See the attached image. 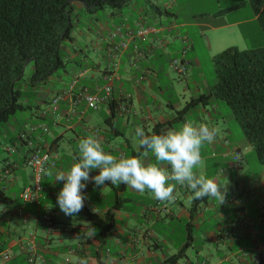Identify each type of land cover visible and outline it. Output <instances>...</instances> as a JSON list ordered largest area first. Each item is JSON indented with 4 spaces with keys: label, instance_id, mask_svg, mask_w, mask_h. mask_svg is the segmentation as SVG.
I'll use <instances>...</instances> for the list:
<instances>
[{
    "label": "crops",
    "instance_id": "crops-1",
    "mask_svg": "<svg viewBox=\"0 0 264 264\" xmlns=\"http://www.w3.org/2000/svg\"><path fill=\"white\" fill-rule=\"evenodd\" d=\"M167 1L170 3L169 7L154 9L152 23L144 17V8H141L140 15L135 17L131 14L134 9L126 6L121 12L115 14L110 12L113 19L111 24H100L90 31L97 40L104 43L103 48L100 46L95 51L102 53L101 58L107 62L106 65L87 62L89 66L79 72L72 71V81L77 80V87L72 94H65L58 121L54 122L47 132L37 125L30 127L31 133L36 135V146L42 143L45 151L51 150L58 157V166L48 168L41 177L40 203L25 202L22 199L24 190L34 187L37 182L34 186L26 185L20 193L13 192V183L22 178L19 172L22 170L25 175V168L28 166L26 159H23L24 156L15 153L14 148L5 149L10 157L4 158L0 176L12 174L14 180L9 186L12 192L0 190L2 197L0 204L4 202L6 206L4 210L0 209V218L11 212L19 214L20 218L16 226H13L14 221L11 219L7 221V229L3 228L4 219H0V235L8 241L7 250L4 252H8L11 257L10 261H5L4 252L1 253L0 264H33L30 262L31 259L35 260L34 264H83L84 261L86 264H171L169 259L181 251H184V254L176 264L264 263V208H260L261 202H264V192H259L258 184L248 190L242 182V186L240 184L238 188H234L228 187L226 180L222 182L221 178L214 177L213 180L226 185L227 190L226 202L219 205L212 198L190 199L193 195L192 190L186 185L169 181L175 184L172 201L161 202L152 195L151 199H148L150 204L141 203L145 205L144 208L134 213L136 208L133 209V206L136 204L133 198L124 197L128 189H134L123 184L111 185L110 182H106L105 186L96 187L92 182H88L87 187L82 190L87 196L84 205L102 217L115 207L117 198L123 200V206L117 211V223L105 236L98 235L97 224H91L78 214L75 217L66 216L58 207L57 194L64 182L55 181V175L67 172L77 162L79 142L88 135L99 139L105 151L117 158L139 156L145 164H149L155 162L152 153L147 156L136 153L140 150L133 140L136 127H142L148 134L158 124L166 126L168 130L179 129L180 122L183 124L187 122L186 117L189 114L181 118L178 114L180 111L178 105L181 103L174 100L173 77L179 74L172 67V62L178 60L180 56V61L188 64L189 71L192 68L201 70V62L194 56L188 58L191 51L196 50V42L190 31L182 32L179 30L180 27H195L201 31L209 29L214 34V31L229 27L247 28L248 25L256 27L260 25L258 15L249 0H242L232 6V10L242 8L247 11L248 19L236 22L218 20L217 15L222 13H217L214 16L203 17L196 23L185 21L180 24L177 23L181 18L178 0ZM165 14L171 16L175 23L167 21L164 25ZM140 26L155 28L157 32L138 38L134 34ZM214 36L217 37L216 47L222 48V40L218 35ZM199 37L204 41V34H199ZM122 43L127 44L126 49L120 46ZM199 76H202L201 71ZM71 82H64L60 91L66 92ZM187 82L188 85H195V88L192 90L191 87L185 86L183 93H194L192 98L211 92L207 81L199 79L196 82L194 79H187ZM106 85L112 87L110 102L116 107L114 118H111V103L100 104L98 110H91L84 100L79 101L81 92L85 90L101 96ZM41 91L46 90L41 88ZM47 92L50 100L59 91ZM46 108L42 107V110H47ZM207 108L208 106H202L204 114L208 111ZM38 113L40 114V111ZM102 118L106 130L99 124ZM61 126H64L63 130ZM67 134L75 135V138L66 139ZM118 138H123V142L117 141ZM209 144L211 143H207V146ZM223 149V157L232 160L229 167L242 170L246 158L241 148ZM236 155L241 159L237 166L233 164ZM201 157L207 162L215 158L212 153L205 157L202 151ZM162 167L171 171L168 165ZM195 171L197 175H201L199 169ZM98 174L99 169L90 172V176ZM145 191L149 193L148 190ZM136 193L138 197L143 198L141 192ZM191 200L193 203L190 205ZM131 202L133 203L129 206ZM252 202L256 206L255 209L252 208ZM230 204L234 206L231 210L241 215L237 220H230L228 216L231 211H228ZM211 212L216 214L215 218L219 223L206 232L204 228L208 227L207 223L211 221ZM149 213L151 219L148 218ZM46 215L53 219L52 231L43 219ZM133 219L142 220L144 231L142 235L135 236L129 233L137 230V227L131 224ZM150 222V226L161 222L164 226L169 222L186 224L181 227L180 236L167 238L160 229L158 231L160 235L151 231V228H148ZM90 227L96 229V235L91 237L87 235ZM196 231L203 237H196ZM67 239L71 244L65 245ZM12 250L16 252L10 253Z\"/></svg>",
    "mask_w": 264,
    "mask_h": 264
},
{
    "label": "trees",
    "instance_id": "trees-1",
    "mask_svg": "<svg viewBox=\"0 0 264 264\" xmlns=\"http://www.w3.org/2000/svg\"><path fill=\"white\" fill-rule=\"evenodd\" d=\"M249 2L264 34V0ZM126 6V0H0V149L12 147L26 162L33 153H44L43 144L36 146V135L26 127L25 121H20V115L30 112V125L40 126L46 132L58 121L64 100H60L57 112L53 111V100L64 97L65 92L60 91L62 87L54 88L52 84L47 87L46 84L52 77L61 76L71 68L79 72L89 66V56L84 49L76 48L77 38L73 34L79 29H93L89 23L84 25L83 13L96 14L109 8L115 14ZM214 62L218 79L215 89L192 98L178 114L183 118L214 100L226 102L264 167V46L243 51L231 47L219 53ZM27 67L30 75L26 78ZM41 88L46 91L42 92ZM49 90L59 92L49 100ZM110 107L111 118H114L115 104L112 102ZM165 131L167 127L158 124L148 135ZM142 151L136 153L141 155ZM57 166L58 157L56 165L49 168ZM122 206L123 200L117 198L115 207L103 217L87 205L78 215L97 224L98 235L105 236L117 223V211ZM260 208H264V202ZM4 238L0 235V254L8 245ZM183 254L181 251L169 262L176 264Z\"/></svg>",
    "mask_w": 264,
    "mask_h": 264
},
{
    "label": "rangeland",
    "instance_id": "rangeland-1",
    "mask_svg": "<svg viewBox=\"0 0 264 264\" xmlns=\"http://www.w3.org/2000/svg\"><path fill=\"white\" fill-rule=\"evenodd\" d=\"M127 6L134 9L131 14L135 17L140 15V9L144 8V17L148 19L151 23L153 22L152 17L154 14V9L156 7H160L161 9L164 7H169L170 3L167 0H126ZM242 2V0H178V5L181 7V18L177 21V23L182 22H188V23H196L198 20H201V18L206 17L208 15H217V13H222L221 15H217V19L221 20H227L230 22H236L240 20L248 19V12L242 10V8L232 10V6ZM168 10V9H167ZM80 11V10H79ZM111 10L109 8L104 9L102 11H99L96 14H85L83 13L84 18V25L89 23L90 28H96L100 26V24L106 25L112 23V17L110 16ZM164 25L167 24V21H172L175 23V21L171 18L169 15H164ZM99 19V23L98 20ZM118 25V24H117ZM88 26V24H87ZM247 28H237V27H229L228 29H220L217 31H214V34L218 35L220 40H222V48L216 47L215 37L212 33L213 31L209 29L205 30H199L195 27H189V28H182L180 27L179 30L184 32L185 30L190 31V33L193 35V40L196 42V50L191 51V54L188 55V58L194 56L197 57L201 62V70L192 68L190 71L188 70V73L186 77L180 76V75H174V100L179 101L181 104L178 105V108L181 110L185 107L187 102H190L194 93H183V88L185 86H189L192 88V90L195 88V85H188L187 79H194L196 82H198L199 79H202L204 81H207L209 83V88L211 90H214L217 83V75H216V68H215V57L223 52L224 50L236 47L239 50H248V49H256L259 47L264 46V34L262 32V29L259 26L256 27V25H248ZM88 29H79L73 32L74 37L76 36L75 46L76 48H82L85 50V52L88 54L90 62L94 63H100L103 65H106V61H104L101 58L102 53L95 51V49L99 48L100 46H104L103 42H100V40H97L95 36L90 32L87 31ZM199 34H204V41L199 37ZM211 35V36H210ZM211 39V42H210ZM104 50V49H103ZM184 55V54H183ZM182 55V56H183ZM187 55V54H186ZM180 56L178 58V61L180 62ZM92 64V63H90ZM73 68L69 69L67 72L63 73L61 76H55L52 77L48 83L46 84L47 87L48 84L54 85L53 87L59 88L63 86V83H70L72 81V73ZM200 71L202 72V76L200 75ZM30 75V68L27 67L26 69V78ZM189 75V76H188ZM198 75V76H197ZM176 76V77H175ZM187 78V79H186ZM190 81V80H189ZM179 84V85H178ZM71 86V85H70ZM213 103V104H212ZM211 104L208 105L206 113H203L202 106L200 108H196L191 111V113L186 117L187 122H193L196 125L199 124H207L210 128L214 127L217 130V135L214 141L207 146V143L204 144L201 151L204 153V156H208V153L214 154L215 158H212L211 160H208V162L203 158L202 164L197 166L195 170L199 169L201 175L205 176L206 178L213 179L214 177L221 178V181L226 180V185L229 187L238 188L242 182L245 183L246 189H253L255 185H259V192H264V167L259 161L257 160L255 151L251 145L248 144L246 137H245V130L241 123L237 120L234 112L232 109L227 105L226 102L220 101V100H214ZM30 112L24 113L20 115V121H25L26 127L30 129ZM99 124L102 125V127H105L104 118L99 122ZM183 125L182 122L179 123V126L181 127ZM64 129V126H61V130ZM106 130V127H105ZM75 138V135L67 134L66 139ZM117 141L123 142V138H118ZM219 141V142H218ZM220 143V144H217ZM66 146V145H64ZM68 146V145H67ZM63 147V146H62ZM69 147V146H68ZM227 149H234L235 147H240L244 157L246 158V161L243 165L242 170H234L233 168L229 167V162L232 160L226 159L223 157V151L224 148ZM6 148L0 149V168L3 167V161L4 158L10 157L8 153L5 151ZM212 150V151H211ZM12 153V152H11ZM232 155V154H231ZM223 157V158H222ZM228 161V162H227ZM233 164H238L237 161L233 159ZM234 165V166H235ZM237 166V165H236ZM26 173L25 175L22 173V170L19 172V174L22 176L20 177L17 182L13 183L14 191L13 192H22L24 187L28 184L35 185L36 184V174L33 168L27 167L25 168ZM2 171V169H1ZM196 172V171H195ZM16 173V172H15ZM5 181H2V179ZM234 178V179H233ZM14 180V175H2L0 176V190L6 191V192H12L11 188L9 187ZM127 193L124 194V197L133 198L134 204L136 206H133L134 213H138L139 210L144 208L143 204H150V201L148 199H151L152 193L148 191L147 194L146 191L142 193L143 198L138 197L136 194L137 191L128 189L126 191ZM132 192V193H131ZM147 195V196H146ZM2 197H0V200ZM192 199V197H190ZM254 201H258V199H254ZM128 204L129 206L132 205ZM191 203H193V200H191ZM6 206L4 205V202L0 204V209L4 210ZM234 206L231 204L229 205L228 211L233 209ZM258 207V203H257ZM252 208L255 209L256 206L252 202ZM209 211L208 208H204ZM206 213V212H205ZM211 221L207 223L206 228L204 230L207 232L209 228H214L218 226V219H216L215 213H210ZM238 214V215H237ZM228 216L231 219L237 220L241 215L239 212L230 211L228 213ZM228 216L227 219H228ZM151 214L149 213L148 218L151 219ZM20 216L17 213L7 214L4 218L5 223H3V228L7 229V221L10 219L14 221L13 226H16V222L19 220ZM145 220V219H144ZM142 221V220H141ZM139 220L133 219L131 221L132 225H135L137 227V230L135 231H129L132 235L139 236L144 233L142 228V222ZM151 222L149 223L148 228H151V231H154L156 235L159 234V229L162 231V233L165 234V236L172 237L175 235H181L180 229L183 226V224H186L185 222H182L181 224H178L177 222L174 223H168V225L164 226L163 222L150 226ZM196 237H203L201 233L198 231L195 232ZM10 239V238H9ZM26 243V242H25ZM28 244V243H27ZM71 244V241L69 239L66 240L65 245ZM196 246V245H195ZM194 246V247H195ZM198 246V244H197ZM7 250V248H6ZM5 250V251H6ZM16 252L15 250L11 251L10 253ZM1 260V257H0Z\"/></svg>",
    "mask_w": 264,
    "mask_h": 264
},
{
    "label": "clouds",
    "instance_id": "clouds-1",
    "mask_svg": "<svg viewBox=\"0 0 264 264\" xmlns=\"http://www.w3.org/2000/svg\"><path fill=\"white\" fill-rule=\"evenodd\" d=\"M217 130L207 124L184 123L179 129H168L162 134L148 135L142 127H136L133 137L142 156L152 153L154 163L145 164L139 156L117 158L105 151L99 139L88 135L79 142V156L67 172L55 175V181H63V187L57 194V204L66 216L75 217L84 207L87 196L82 192L88 182L96 187L126 185L144 193L148 190L161 202L174 199V181L186 185L192 190V199H215L219 205L226 202V185L211 178L197 175L194 169L202 164L201 149L205 143H212ZM237 156V155H236ZM162 165H168L167 171ZM99 169V174L90 176V172ZM89 237L96 235V229L90 227ZM86 264V261L83 262Z\"/></svg>",
    "mask_w": 264,
    "mask_h": 264
},
{
    "label": "built area",
    "instance_id": "built-area-1",
    "mask_svg": "<svg viewBox=\"0 0 264 264\" xmlns=\"http://www.w3.org/2000/svg\"><path fill=\"white\" fill-rule=\"evenodd\" d=\"M155 32H157L155 28L140 26L136 30L134 35L138 38H143ZM120 46L124 49L127 48L126 43H122ZM172 67L180 76L186 75L188 71V64L181 61L179 62L178 60H174L172 62ZM76 82L77 80H73L71 86L65 92V94H72L73 90L76 87ZM103 91L104 94L99 96L89 93L87 90H85L83 93L81 92L80 100H84L88 108L97 110L99 108L100 103L109 101L112 97V87L110 85L104 86ZM64 97L59 96L54 98L53 100L54 112L59 111V102L60 100H63ZM56 160H57V155L52 153L51 150H46L44 151V153L37 151L27 159L26 166L33 168L37 174V184L34 187H29L24 190L22 194V199L25 202L34 201L40 203V192H42V186L40 184L41 177L43 173L47 170V168L54 167L56 165ZM234 160L237 161V163L241 162L239 155L235 156ZM43 219L45 220V222H47L49 226V230L52 231L53 230L52 217L50 215H46L44 216ZM3 258L5 261H9L11 259L10 254L8 252L3 253ZM30 262L34 264L35 260L31 259Z\"/></svg>",
    "mask_w": 264,
    "mask_h": 264
}]
</instances>
